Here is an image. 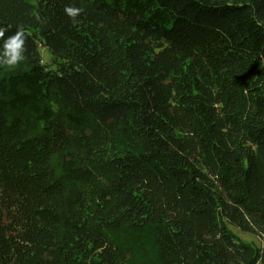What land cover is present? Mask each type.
Masks as SVG:
<instances>
[{
  "label": "trees",
  "instance_id": "obj_1",
  "mask_svg": "<svg viewBox=\"0 0 264 264\" xmlns=\"http://www.w3.org/2000/svg\"><path fill=\"white\" fill-rule=\"evenodd\" d=\"M19 25L0 264H264V0H0Z\"/></svg>",
  "mask_w": 264,
  "mask_h": 264
},
{
  "label": "clouds",
  "instance_id": "obj_2",
  "mask_svg": "<svg viewBox=\"0 0 264 264\" xmlns=\"http://www.w3.org/2000/svg\"><path fill=\"white\" fill-rule=\"evenodd\" d=\"M82 11V8L75 6H65L64 8L65 14L68 15L74 23ZM7 31V28L0 27V40H3V51L0 52V65L14 67L26 59V42L29 33H27L24 25H19L13 35L5 38V33Z\"/></svg>",
  "mask_w": 264,
  "mask_h": 264
},
{
  "label": "rangeland",
  "instance_id": "obj_3",
  "mask_svg": "<svg viewBox=\"0 0 264 264\" xmlns=\"http://www.w3.org/2000/svg\"><path fill=\"white\" fill-rule=\"evenodd\" d=\"M42 56H43V63L50 65L51 64V55L49 52H47L45 49L41 50ZM232 233H235L239 239L246 243V244H250L251 246H254L257 249L262 248V239L252 235L250 233L246 234L243 232H240L238 229H236L235 227H230Z\"/></svg>",
  "mask_w": 264,
  "mask_h": 264
}]
</instances>
